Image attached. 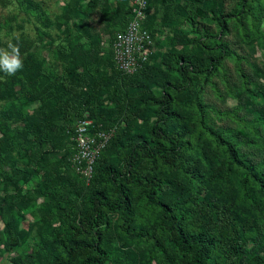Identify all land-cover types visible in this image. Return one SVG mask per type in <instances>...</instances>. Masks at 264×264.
<instances>
[{"label":"trees","instance_id":"obj_1","mask_svg":"<svg viewBox=\"0 0 264 264\" xmlns=\"http://www.w3.org/2000/svg\"><path fill=\"white\" fill-rule=\"evenodd\" d=\"M132 1L63 0L54 20L25 0L37 38L12 37L23 67L0 72V255L25 247L10 264H264V62L251 60L256 49L264 57V0H146L154 50L127 75L112 52L87 46L100 44L92 15L107 14L112 44ZM207 90L236 105L216 107ZM86 119L111 134L89 178L73 160Z\"/></svg>","mask_w":264,"mask_h":264},{"label":"rangeland","instance_id":"obj_2","mask_svg":"<svg viewBox=\"0 0 264 264\" xmlns=\"http://www.w3.org/2000/svg\"><path fill=\"white\" fill-rule=\"evenodd\" d=\"M35 3H41L43 9L49 13L50 17L56 20L62 13V5L63 0H32ZM230 5L233 6V2L231 1ZM34 9H29L27 2L25 0H0V35L3 38L2 42H6L12 37L18 36H28L36 39V27L39 28L40 25L37 23V16L35 15ZM105 19H108L107 14H100L99 12L92 15L91 19V27L92 31H94L100 39V44H98V50H94L93 47L87 46L88 50L94 51V53H98L102 57H106L111 54V43L109 42V35L106 34L103 29L105 28ZM72 33H76V28L78 25H72ZM49 35L55 40L56 44H62L59 31L54 28ZM59 39V40H58ZM60 41V43H59ZM38 42V41H37ZM251 60L256 62L257 64H263L264 57L259 52L258 49L255 50L251 54ZM57 62V61H56ZM227 70L231 73L233 79L237 78L234 74L233 70V62L228 63ZM56 73H58L56 71ZM235 81V79H234ZM206 99L207 101L213 103L216 107L220 109L225 108H233L236 105V99L231 97L226 98V100L221 103L216 97L212 94L210 90H207ZM217 125H220L221 122L219 120H215ZM8 170L7 168H4ZM29 217H26V220L21 223V229L27 230L28 225L31 223ZM35 230L30 233V237L35 234ZM5 236L3 232V227L0 226V244L3 245L5 243ZM25 251V247H13L12 252L8 255H0V264H10L9 258L12 256H16L18 254H23Z\"/></svg>","mask_w":264,"mask_h":264},{"label":"built area","instance_id":"obj_3","mask_svg":"<svg viewBox=\"0 0 264 264\" xmlns=\"http://www.w3.org/2000/svg\"><path fill=\"white\" fill-rule=\"evenodd\" d=\"M133 18L122 32L117 33L111 44L113 60L118 71L123 74L135 73L146 63L154 50V39L146 29V0L132 1ZM76 155L79 165L77 173L89 178L93 163L111 137L110 133L93 132L92 121H78L75 126ZM82 165V166H80Z\"/></svg>","mask_w":264,"mask_h":264},{"label":"clouds","instance_id":"obj_4","mask_svg":"<svg viewBox=\"0 0 264 264\" xmlns=\"http://www.w3.org/2000/svg\"><path fill=\"white\" fill-rule=\"evenodd\" d=\"M23 67L18 45H14L11 39L7 42L6 48H0V72L7 76L15 75Z\"/></svg>","mask_w":264,"mask_h":264}]
</instances>
